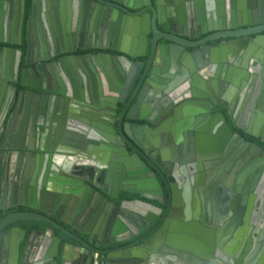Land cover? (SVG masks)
<instances>
[{
  "label": "water",
  "instance_id": "1",
  "mask_svg": "<svg viewBox=\"0 0 264 264\" xmlns=\"http://www.w3.org/2000/svg\"><path fill=\"white\" fill-rule=\"evenodd\" d=\"M80 1L102 23L92 47L110 51L95 66L74 59L94 82L74 81L71 57L48 62L69 50L71 29L84 31ZM0 10V264H252L264 245V0H20ZM248 78L238 119L229 96ZM222 80L233 85L228 104L207 103ZM213 107L225 112L211 118ZM65 119L77 124L62 139ZM226 151L210 187L220 183L231 204L210 220L189 200L193 191L205 201L207 183L189 175ZM33 159L46 171L15 172ZM184 162L189 172L171 171ZM18 206L31 211L7 214ZM30 221L48 227L20 226Z\"/></svg>",
  "mask_w": 264,
  "mask_h": 264
},
{
  "label": "flooded vegetation",
  "instance_id": "2",
  "mask_svg": "<svg viewBox=\"0 0 264 264\" xmlns=\"http://www.w3.org/2000/svg\"><path fill=\"white\" fill-rule=\"evenodd\" d=\"M19 1L20 0H0V2H5V3H13V7H17L19 8ZM66 0H64L65 2ZM72 2V1H71ZM82 6L86 5V8H88V15L87 17L84 18V16L82 15L81 21H82V29L84 28V31H79V34H74V32H72L71 29V35L66 37V40L64 42V40L61 39V49H65L68 47V51L63 53V54H59L51 59L48 60L49 63L52 62H57L58 59L64 58V57H71L74 59L77 58H89L90 59V63L92 64V66H95V63L93 61L94 57H97L98 55L101 54H105L108 53L110 51H102V50H98L92 46L96 45L98 41H100V38L98 40V34L97 32L100 31L102 29V23L100 22V20L96 19L94 16L92 17L93 14V9L96 8V6H94L95 3L93 2H86V1H80ZM85 2V3H84ZM28 3V0H26V4ZM72 5V4H71ZM96 11V9H94ZM92 14H91V13ZM7 14V13H6ZM17 15V14H16ZM5 16L2 14V11L0 10V22L2 21V19ZM10 17H8L7 14V19H9ZM131 21V17L129 18ZM127 20V19H126ZM264 20V18L262 19ZM71 24V23H70ZM84 24V27H83ZM161 29H163V27L160 26ZM198 33V32H197ZM193 34V33H192ZM209 35V33L207 34ZM264 35V34H263ZM204 36L200 35L197 38L193 39L194 41L199 40L201 38H203ZM104 42H102L103 44H105V38L103 39ZM130 41V40H127ZM227 40H223V39H217L211 42V45L214 46H219V44L224 43ZM100 43V42H99ZM130 43L132 44V42L130 41ZM161 43H165L164 40L160 41L159 44ZM1 46V45H0ZM1 49V47H0ZM50 49V50H49ZM54 49L53 46L48 47V51H52ZM66 50V49H65ZM190 49L186 50V52H184V54H186L187 52H189ZM136 52V51H134ZM132 61H137L138 59H131ZM84 61L81 60H74V66L69 65V63H67V67L69 69V73L71 76H73L74 81L75 82H81L83 80H92L94 82V74L92 73V71L87 67L84 66L86 63H84ZM118 62V61H117ZM157 67H160L159 65V60H157L156 63ZM177 65L179 66L180 64L177 63ZM106 66L109 68L110 65L106 64ZM59 70L61 72H63L64 70L62 69V67L59 68ZM232 74L236 75L234 70L231 72ZM180 76V75H179ZM237 77V75H236ZM190 76L188 77L189 80ZM185 80V81H186ZM251 78L248 79H240L239 83L240 85L233 91V96L235 97V95H237V97H239L240 101L244 102V98L241 99V97H243L247 91L248 85H250ZM243 84V85H242ZM243 87H242V86ZM233 87V85H230L229 83L222 81H218L217 82V89H221L223 90L221 92V94H217L216 92L212 94V96H214V99H207V103H213V101H218V102H223L225 105L228 104L223 100V96L226 94V91L230 88ZM213 90V86H212V81L211 83L207 82V91H211ZM230 95V96H232ZM181 99L179 105H183V106H188V102H189V98H181V95L179 97ZM192 99V98H191ZM229 101H231V99H229ZM248 101V100H247ZM247 101H245L247 103ZM256 108V106H255ZM237 107L234 105L233 106V111L236 112ZM221 111L222 113L225 112L224 108H218V107H213V110L211 112H208V116H213L216 112ZM237 113V112H236ZM237 115V114H236ZM212 118V117H211ZM71 122H75L73 119H65V122L62 123V128H63V132L60 133L62 139H65V136H67L70 132L66 131L67 127H69V125H71ZM77 124V122H75ZM209 123V121L207 122H202L200 124V126H206ZM233 131L235 133H238L239 135H241V137H243L244 139H246L247 141H256L253 138H251L250 136L244 134L240 129L234 127ZM193 133V131L191 132ZM195 133V132H194ZM233 151V150H232ZM232 151L230 152H224V154L222 156H212L209 157L206 161L203 162L202 164V168H196V172L193 175H189L190 178L192 179H196L198 178L200 181H205L207 183V198L205 201L200 200L199 197V192L197 193L198 195L195 196L194 192L191 191V196L189 197V200L191 202V205H194V209H196V211L198 210L199 214H206L207 218L209 217L210 220H213V217L219 216V212L221 211V209H223V206H225V201H226V208H228V206H230L231 204V200H226V195L223 192L220 194L219 192V188L221 185L220 183L217 184L216 189L213 187H210V182H216L218 181V175L216 173V167L219 165V163H222L224 161H226L229 157V154L232 153ZM187 154H183V158L186 159ZM89 161V160H88ZM87 163V160L85 159H79V161L77 162V166H80L82 164ZM185 163V162H184ZM193 163V162H192ZM194 165H198V162L193 163ZM188 163L185 164H170L171 166V171L172 170H176L177 172L181 170L180 167H182L185 172H189V168H187ZM55 167L54 166H50L47 170H53ZM16 173L20 176L22 173V176L24 178H28L31 179V177L36 176L39 172H43L46 171V169L44 170V167L42 165V163L39 162V164H37L36 159H33L31 162H29V165L24 168V170L21 172V167L17 166V168L15 169ZM187 170V171H186ZM215 172V174L213 175V173ZM75 179H78L79 177L75 175L74 177ZM210 178V179H209ZM16 177H14L12 179L13 182L16 181ZM20 179V177H19ZM207 179V181H206ZM26 180V179H23ZM1 182V181H0ZM215 189V191H214ZM133 197H129V199H132ZM4 203L8 204L11 201L7 198H5ZM3 201H1V203H3ZM154 204L158 205L157 203L153 202ZM193 207V206H192ZM24 212V211H31L29 208L24 207V206H18V207H9L7 209V214H11L14 212ZM215 211V212H214ZM214 213V214H213ZM220 222V221H219ZM20 226L22 227H26V229H45L48 227V224L42 222V221H30V222H24V223H20ZM228 244V242H226Z\"/></svg>",
  "mask_w": 264,
  "mask_h": 264
},
{
  "label": "crops",
  "instance_id": "3",
  "mask_svg": "<svg viewBox=\"0 0 264 264\" xmlns=\"http://www.w3.org/2000/svg\"><path fill=\"white\" fill-rule=\"evenodd\" d=\"M116 41H117V45H119V44L121 45L123 42H125L124 45H127V47L129 49H131V47H132L133 51H137V49H138V45L136 44V42L133 43V46H132V44L130 43V41H127V40H123L122 41V39L121 40L118 39ZM229 99H231V102H233V106L235 105L237 107V109H236V112L237 113L236 114H237V118L240 119L242 117L241 115H242V112H243L242 106L245 103V101L244 102L240 101V99H239V97H237V95H235V97L233 95L232 96H229ZM255 105H257V101H255ZM253 125H254V122H253ZM255 214L256 215L253 218H254V221L256 222V220L259 218V215L260 214H258V213H255ZM253 230H256V229H253ZM254 236H255V241H256L257 235L254 234ZM252 239H253V237H252ZM255 244H256V242H255ZM247 249H248V247H247ZM260 260H263L262 262L264 264V245L261 246V248L258 251L257 255H255V258H254L252 264H258Z\"/></svg>",
  "mask_w": 264,
  "mask_h": 264
}]
</instances>
